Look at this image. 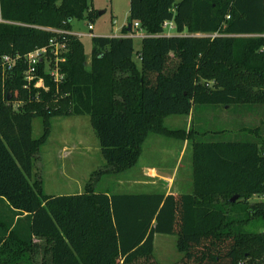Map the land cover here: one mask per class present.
<instances>
[{
	"label": "trees",
	"instance_id": "16d2710c",
	"mask_svg": "<svg viewBox=\"0 0 264 264\" xmlns=\"http://www.w3.org/2000/svg\"><path fill=\"white\" fill-rule=\"evenodd\" d=\"M94 17L89 0H0V264H32L41 249L44 264H160L156 235L176 238L181 258L171 264H264V0H130L128 25L146 36L140 50L131 38H92L88 64L79 39L52 31L71 33L74 20ZM165 22L175 36H162ZM51 41L66 47L59 83L44 63L36 80L46 90L25 87L23 61L3 74V57ZM197 106L259 109V125L246 129L254 140L206 142L209 133L164 126ZM67 116L89 117L109 175L135 167L149 135L189 141L192 193L88 186L44 196L41 183L30 182L32 160L50 121Z\"/></svg>",
	"mask_w": 264,
	"mask_h": 264
},
{
	"label": "rangeland",
	"instance_id": "374dc122",
	"mask_svg": "<svg viewBox=\"0 0 264 264\" xmlns=\"http://www.w3.org/2000/svg\"><path fill=\"white\" fill-rule=\"evenodd\" d=\"M130 0H89L90 9L94 11L93 21L87 19L72 23L71 34H92V38H112L120 36L128 38L123 29L128 25ZM101 14V15H99ZM93 30L89 33L88 26ZM132 35L141 36L145 33L139 30ZM176 33H171V37ZM81 38L88 64L91 61V39ZM134 52L140 50L141 40L132 37ZM134 61L139 66L138 56ZM192 122L188 124L184 116H170L164 120V126L169 130H189L209 133L201 137L204 141L214 142H252L253 135L246 129L258 126L260 110L248 111L240 107L197 106L192 113ZM221 132V133H220ZM43 134L40 118L32 120V139L38 140ZM182 141L167 139L157 135H149L143 145V156L131 170L120 174L109 175V169L104 160L97 137L91 127L88 116L58 117L50 121V135L41 147L38 159L32 160L30 182L41 183L42 194L75 195L83 193L91 186L97 193L109 194H153L166 191L163 188H144L137 186L142 181L141 166L149 165L157 171H168L172 177L173 167L180 157L182 168L175 172L177 182L182 181L191 160L192 150L179 156ZM252 199L251 203L259 202ZM5 210L0 212L3 215ZM174 236L156 235L154 238V257L160 264H171L180 258L176 251ZM44 246V243H43ZM43 250H39L32 264H44Z\"/></svg>",
	"mask_w": 264,
	"mask_h": 264
},
{
	"label": "built area",
	"instance_id": "2783aa9c",
	"mask_svg": "<svg viewBox=\"0 0 264 264\" xmlns=\"http://www.w3.org/2000/svg\"><path fill=\"white\" fill-rule=\"evenodd\" d=\"M163 29V34L162 36L164 37H171V33H175V26L172 22H165L162 25ZM93 28L92 26H88V31L89 33L92 32ZM132 32H138L140 30L139 24L134 23L132 28ZM56 34L60 35H72L76 37L77 39L81 38H92V34H71V33H65V32H60V31H52ZM133 33L130 34L128 38L135 37L137 39H143L146 36L141 35V36H136L132 35ZM176 35V34H175ZM198 37H210L214 38V36H198ZM109 38V37H108ZM112 38H124L120 36H115ZM66 53V47L64 44H59L57 42L51 41L49 43L48 47L40 48V49H35L34 51L30 52L29 54L25 55L24 57H20L18 55L12 57V56H5L1 60V68L3 74H6L10 72L14 66L17 64V62L23 61V63L26 65L27 70L24 73V82L26 83V88H28L32 82L34 83V88L35 89H45L44 88V83L42 79L36 80V67L40 63H44L47 66V74L53 79L55 83H59L62 80V76L59 73V68L58 65L64 61V58L62 57ZM51 64L53 65L51 67ZM46 90V89H45Z\"/></svg>",
	"mask_w": 264,
	"mask_h": 264
},
{
	"label": "crops",
	"instance_id": "0c3cea01",
	"mask_svg": "<svg viewBox=\"0 0 264 264\" xmlns=\"http://www.w3.org/2000/svg\"><path fill=\"white\" fill-rule=\"evenodd\" d=\"M192 113H190L189 116L186 117L187 122L189 124V122H192ZM79 117V116H77ZM190 128L186 129V132L189 131ZM190 147V142L189 141H184L182 143V148L179 152V156H181L184 152L188 151V148ZM143 156V149H142V154L140 156V159ZM180 157L178 158V160L176 161L173 170H172V177H170V173H168V171H157V169L155 167L149 166V165H143L141 166V175L143 177L142 181H139L137 186L140 187H144V188H163L166 191L163 192H155L153 194H163L165 196L167 195H177V196H181V195H189L192 193L193 191V170H192V156H191V160L188 164V169L186 172V176L185 178L180 181L177 182L176 178H174V174L176 171H178L180 168H182L181 164H180ZM77 194H82V193H77ZM140 195V194H138ZM59 196H68L67 195H51V197H59ZM163 236V235H161ZM155 238V237H154ZM176 247V244H175ZM177 251V249H176ZM153 254H154V241H153ZM181 258V255H179ZM180 258L176 259L177 262ZM173 262V263H174Z\"/></svg>",
	"mask_w": 264,
	"mask_h": 264
},
{
	"label": "water",
	"instance_id": "95a60500",
	"mask_svg": "<svg viewBox=\"0 0 264 264\" xmlns=\"http://www.w3.org/2000/svg\"><path fill=\"white\" fill-rule=\"evenodd\" d=\"M99 15H101V14H99ZM130 30H131V25H127V27H126V33H129ZM237 199H238V197L235 196V197H233V198L230 200V202H231V203H234Z\"/></svg>",
	"mask_w": 264,
	"mask_h": 264
}]
</instances>
